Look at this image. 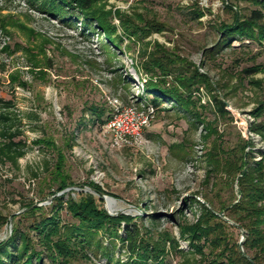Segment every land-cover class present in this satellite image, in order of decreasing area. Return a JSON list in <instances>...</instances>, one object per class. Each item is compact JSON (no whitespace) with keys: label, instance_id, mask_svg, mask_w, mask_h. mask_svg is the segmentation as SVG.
Here are the masks:
<instances>
[{"label":"rangeland","instance_id":"obj_1","mask_svg":"<svg viewBox=\"0 0 264 264\" xmlns=\"http://www.w3.org/2000/svg\"><path fill=\"white\" fill-rule=\"evenodd\" d=\"M258 8L252 0H108L104 9L110 11L109 20L123 44L107 53L98 32L43 14L29 0H0V129L10 127L13 142L20 144L19 149L6 151L2 146L6 138L0 133V241L9 238L17 226L19 233L31 239L33 248L42 251L37 233L29 228L40 213L55 218L61 227L77 225L69 210L70 200L90 194L105 210L103 194L127 208L126 212H111L106 207L108 215L133 217L140 232L149 231L153 240L165 233L175 241L174 247L165 242L166 264H202L204 258L180 237L176 226L182 213L190 222L196 219L189 215L183 198L194 196L203 203V195H212L217 207L231 199L221 177L216 179L217 186L214 179L205 181L202 154L217 135L228 148H236L240 138L246 140L245 151L252 152L254 160L264 152V139L250 132L256 120L252 111L258 100H264V87L251 83L261 80L264 86V43L241 36L231 39V47L219 53L211 55L208 48L219 38L221 25L231 24L234 16L242 20ZM116 11L139 26L144 25L140 18L147 23L156 21L163 28L150 30L142 41H129ZM156 44L173 56L183 75L205 78L206 82L192 84L190 98L200 119L217 133L206 136L203 124H193L191 116L164 102L161 111L152 108L138 143L112 147L111 135L92 122L86 107L101 108L107 121L115 109L150 112L144 100L145 76L135 67H139L143 48L147 52ZM256 65L261 71L244 74ZM213 96L225 103L230 117L215 116ZM17 151L21 155L15 157ZM59 152L68 187L57 192L59 180L52 170ZM8 156L15 157L14 161ZM89 183L101 192H95ZM235 190L233 185L236 195ZM34 204L43 209L22 214L27 205ZM193 208L197 216V205ZM125 227L121 223L112 229L124 237ZM91 231L90 239L76 236L80 242L77 258L63 263L41 253L37 264H106L104 257L93 254L92 245L87 247L88 241L97 240L108 248L111 264L128 261L125 241L101 229ZM232 231V243L243 251L240 231ZM14 244L20 245L19 236Z\"/></svg>","mask_w":264,"mask_h":264},{"label":"trees","instance_id":"obj_2","mask_svg":"<svg viewBox=\"0 0 264 264\" xmlns=\"http://www.w3.org/2000/svg\"><path fill=\"white\" fill-rule=\"evenodd\" d=\"M107 1L29 0L43 14L55 17L59 21L79 23L83 29L102 34V47L107 53H110V48L119 47L123 44V40L121 36L116 35V27L109 20L110 11L104 9ZM252 2L264 9V0H252ZM261 8L252 10L242 20L234 16L231 24L221 25L219 38L208 48L209 53L212 55L219 53L224 47H231L230 40L241 36L264 43V11ZM115 13L123 35L127 36L129 41L132 38L142 41L150 30L161 31L163 28L156 21L147 23L140 18L139 21L144 22V25L139 26L132 18L122 15L119 11ZM258 66L245 69L244 74L251 76L261 71ZM37 67L38 64L35 63L34 68ZM135 68L145 76L144 100L154 111H161L164 102H171L172 109L178 108L185 115L191 116L193 124H203L206 136L217 133L214 127L200 119L194 110L195 103L190 98L192 84L200 81L206 82L204 77L201 80L194 73H189L188 77L183 75L181 69L176 67L173 56L171 57L170 53L158 44L147 52L143 48L139 55V67ZM118 79L123 83L124 79L122 80L119 76ZM252 82L259 88L264 87L261 80ZM123 84L127 86V83ZM262 95H264V88ZM211 102L215 116L218 118L229 116V111L222 100L213 96ZM86 110L92 122L99 126H103L108 119L107 116H104L105 113L101 108L89 105ZM252 114L256 120L258 118L261 120H255L251 124L250 132L259 134L264 139V119H262L264 118V100L257 101ZM0 130L1 135L6 138V143L2 144L6 151L19 149L20 144L18 146L13 142L14 133H9L10 127L4 126ZM247 146L249 143L240 138L236 148L224 147L221 136L217 135L201 156L206 167L205 181L209 183L210 179H214L216 181L214 185L217 186L216 179L221 177L223 182H220L225 184V188L231 196L229 203L222 202L217 207L212 199L213 196L206 194L203 195V203L195 199L194 196L183 198L182 203L189 215L196 219L190 222L182 213L176 226L179 229L180 237L187 240L195 253L204 258V261H201L202 264H264V152L260 153L259 160H254L252 152L245 151ZM3 154L5 155V152ZM14 155H16L15 157L20 156L21 152L17 151ZM15 157L8 156L7 158L14 161ZM62 161V154L59 152L58 160L52 170L59 180L57 192L68 187L61 169ZM233 185H236V195L233 193ZM88 186L97 193L101 192L100 188L93 183H89ZM194 205H197L198 208L197 216L196 210L193 208ZM26 207L28 210L22 214H33L43 209V206L29 208L30 205H27ZM69 210L72 216L78 220L77 225L61 227L55 218L49 219L40 213L38 221L29 226L37 233L38 239H40L38 243L43 246L42 251L35 250L28 235L19 233L18 227L14 226L11 236L0 241V264H37L40 261L41 253L52 260L60 259L66 263L70 259L77 258L79 250L77 244L80 245V242L77 241L76 236H86L90 239L94 235V231L91 229H101L120 241H125L123 244H126V252L129 255L128 261L124 264H166L164 262L165 242H170L172 247L175 245V241L165 233H161V238L158 241L152 239L153 236L149 231L141 233L134 224L133 217L108 215L104 209L96 205V201L90 194L83 195L78 201L71 199ZM219 213H223L232 224L220 217ZM151 217V220H154L153 214ZM121 223L126 226L124 237L117 235L112 229L113 226H118ZM233 229L244 231L243 251L240 250L238 243L231 241L230 236L234 234L232 233ZM17 236L20 241L18 247L14 244ZM86 244L88 248L93 246L91 249L95 256H102L105 258L106 264H111L110 252L106 246H102L101 241L97 240L93 243L88 241ZM83 248L80 249L83 250ZM205 249H207L206 253ZM81 257L86 259L85 255ZM114 264L120 263L115 262Z\"/></svg>","mask_w":264,"mask_h":264},{"label":"built area","instance_id":"obj_3","mask_svg":"<svg viewBox=\"0 0 264 264\" xmlns=\"http://www.w3.org/2000/svg\"><path fill=\"white\" fill-rule=\"evenodd\" d=\"M112 106L113 102H111ZM144 113L133 107L115 109L110 119L102 126L103 131L111 135V146L121 147L136 144L141 139V132L148 122V117L153 112Z\"/></svg>","mask_w":264,"mask_h":264},{"label":"bare ground","instance_id":"obj_4","mask_svg":"<svg viewBox=\"0 0 264 264\" xmlns=\"http://www.w3.org/2000/svg\"><path fill=\"white\" fill-rule=\"evenodd\" d=\"M105 205H106L107 209L111 212H116V211L126 212L127 211L126 207H123L118 202H116L110 198L105 199Z\"/></svg>","mask_w":264,"mask_h":264},{"label":"water","instance_id":"obj_5","mask_svg":"<svg viewBox=\"0 0 264 264\" xmlns=\"http://www.w3.org/2000/svg\"><path fill=\"white\" fill-rule=\"evenodd\" d=\"M106 198H107L106 196H104L103 194H101V199H102L104 202H105V199H106ZM39 205H40V204H34V205H32L30 208L37 207V206H39ZM105 210H106V212H107L108 214H110V213L108 212V210L106 209V207H105ZM219 216L223 217L221 213L219 214ZM240 233H241V236H242V241H241L240 243L242 244L243 239H244V231H243L242 229H240Z\"/></svg>","mask_w":264,"mask_h":264}]
</instances>
